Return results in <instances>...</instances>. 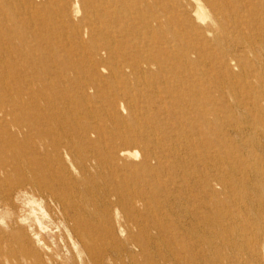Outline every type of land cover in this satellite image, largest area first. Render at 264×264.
<instances>
[{
	"label": "rangeland",
	"instance_id": "obj_1",
	"mask_svg": "<svg viewBox=\"0 0 264 264\" xmlns=\"http://www.w3.org/2000/svg\"><path fill=\"white\" fill-rule=\"evenodd\" d=\"M0 21V264H264V0H0ZM30 45L39 110L6 62ZM126 136L137 159L104 151Z\"/></svg>",
	"mask_w": 264,
	"mask_h": 264
},
{
	"label": "bare ground",
	"instance_id": "obj_2",
	"mask_svg": "<svg viewBox=\"0 0 264 264\" xmlns=\"http://www.w3.org/2000/svg\"><path fill=\"white\" fill-rule=\"evenodd\" d=\"M19 1H21V0H19ZM0 22H2V21H0ZM3 27H5V26H3ZM28 51H29V52H27L28 54L26 53V54H23V55H19L17 57L16 56L15 57L14 56H11V57L8 58V61H6V62H7L8 65H11V67L14 66L16 68V73H17L18 76H23V77L25 76V78H26L25 79L26 80V84H25V81H24V84H23V86L25 85L24 86L25 91L32 92V95H31L32 97H30V98L33 101L32 102V104L34 105L33 107L39 110V108H40L41 105L43 106L44 104H48L47 95L48 94H52L53 93V90H54L55 84H50V83L47 82V80H48V76L47 75L52 72V65L49 64V62L47 60L48 55L43 50H41V48H39L38 46L30 45L28 47ZM96 57H97L98 62L93 63V66L91 67V70L95 74L94 76L96 78H98V77L101 76V68L99 66H105V62H104L103 59L100 60L98 58V53H96ZM86 66H87V63L86 62H81V63H79L78 68L81 69L84 72H89V69ZM118 74H120V73H118ZM0 76H1V74H0ZM233 76H234V74H233ZM84 77H86V76H84ZM19 81H20L19 82L20 85L22 86L21 79ZM85 81L86 82L84 84L80 85V89H82V91H80V92L83 93V98L84 97L85 98L88 97V94L86 92L89 89H94V85H93L92 82H90L88 80H85ZM44 90H45V92H44ZM118 118L121 121H124V118L121 115H118ZM29 119H30L29 122H30V124L32 126L37 127V125L40 124L41 118H40V115L38 114V112L37 113H33L31 115V118H29ZM84 134L85 135H82L81 137H83V136H86L87 137L88 136L87 132L84 133ZM124 139H125L126 146L120 147L116 143H112L110 146L105 147L104 148V151H107L108 153L116 154V156L128 154L131 157L137 159V157H138V154L136 153L137 151H136V149H133L132 148L133 147L132 145L133 144H136L139 141H142L144 143V141L147 139V137L140 136V137L136 138L135 136H126ZM88 145H89V147H88L89 148V151L90 152H93V153H96V157L95 158L98 161L99 160H102L104 163H106L107 168H110V165L108 164L107 159L105 157L101 156L99 154V152H98L99 150H97V148L94 147L96 145V143L95 142H91V143L88 142ZM59 146H60V144H59ZM32 155H34V154H32ZM24 156H26L25 157L26 160H25V162H23V165H24L25 169L29 173H31L32 175L35 174L34 167H32V164H31V163H33V161H32L33 158L31 156V154L24 153ZM53 180L54 181H58L59 180V177H53Z\"/></svg>",
	"mask_w": 264,
	"mask_h": 264
}]
</instances>
